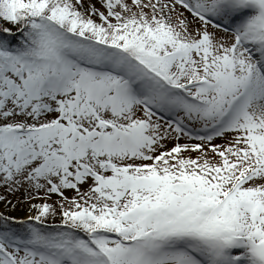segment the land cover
<instances>
[{"label": "snow or ice", "instance_id": "1", "mask_svg": "<svg viewBox=\"0 0 264 264\" xmlns=\"http://www.w3.org/2000/svg\"><path fill=\"white\" fill-rule=\"evenodd\" d=\"M0 206V264H264V0H0Z\"/></svg>", "mask_w": 264, "mask_h": 264}, {"label": "rangeland", "instance_id": "2", "mask_svg": "<svg viewBox=\"0 0 264 264\" xmlns=\"http://www.w3.org/2000/svg\"><path fill=\"white\" fill-rule=\"evenodd\" d=\"M0 208H2V206H0ZM13 215L22 216V215H24V211L18 210L17 212H14Z\"/></svg>", "mask_w": 264, "mask_h": 264}]
</instances>
